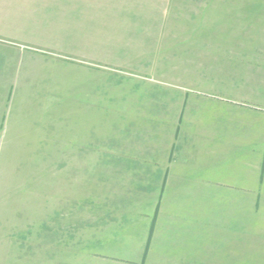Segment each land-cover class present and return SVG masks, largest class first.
I'll return each instance as SVG.
<instances>
[{
	"label": "rangeland",
	"instance_id": "374dc122",
	"mask_svg": "<svg viewBox=\"0 0 264 264\" xmlns=\"http://www.w3.org/2000/svg\"><path fill=\"white\" fill-rule=\"evenodd\" d=\"M208 95L264 111V0H0V264H264L250 196L245 240L161 239Z\"/></svg>",
	"mask_w": 264,
	"mask_h": 264
},
{
	"label": "crops",
	"instance_id": "0c3cea01",
	"mask_svg": "<svg viewBox=\"0 0 264 264\" xmlns=\"http://www.w3.org/2000/svg\"><path fill=\"white\" fill-rule=\"evenodd\" d=\"M199 99L189 104L191 118L178 123L160 182L158 227L170 248L189 237L199 246L203 231L218 229L230 239L233 225L244 239L249 196L255 215L264 213V111L243 109L239 98ZM256 235L263 240L264 230Z\"/></svg>",
	"mask_w": 264,
	"mask_h": 264
}]
</instances>
